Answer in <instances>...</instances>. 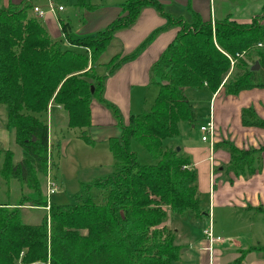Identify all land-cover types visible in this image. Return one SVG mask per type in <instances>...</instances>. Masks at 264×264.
<instances>
[{"label": "trees", "instance_id": "trees-1", "mask_svg": "<svg viewBox=\"0 0 264 264\" xmlns=\"http://www.w3.org/2000/svg\"><path fill=\"white\" fill-rule=\"evenodd\" d=\"M32 6L24 0L0 7V105L4 106L5 125L13 130L21 149L17 162L10 150L0 149V175L31 188L36 205L46 206L40 177L47 171L48 128L37 115L46 113L51 103L50 107L66 111L68 127L86 130L91 123L92 98L117 119L120 134L109 137L107 144L118 170L85 185L107 190L101 203L89 197L72 205L49 202L48 212L36 224L21 221L22 202L0 203V264L177 261L181 247L175 242V231L166 225L169 215L191 213L199 218L204 211L189 157L181 150L164 147L163 142L179 136L180 123L190 126L196 122V109L184 94L185 88H204L212 94L222 87L230 95L264 88V18L240 22L226 15L206 21L193 12L190 20H185L166 14L158 0H125L120 5L124 14L102 30L81 37L64 32L69 43L65 45L52 39L30 15ZM143 6L166 14L168 25L179 29L150 67V82L158 88L153 105L130 114L124 123L117 108L102 98L105 75L97 74L94 66L114 33L131 26ZM62 28L66 31L65 25ZM148 40L128 55H113L104 63L107 73L135 57ZM228 56L235 60L232 67ZM255 62L259 68L251 70ZM241 122L264 129V120L251 108L242 109ZM85 130L79 138L92 145ZM132 140L146 148L157 163L140 164L130 149ZM54 143L58 147L59 140ZM213 148L230 156L225 173L249 177L262 169L264 146L240 149L224 140L214 143Z\"/></svg>", "mask_w": 264, "mask_h": 264}, {"label": "crops", "instance_id": "crops-1", "mask_svg": "<svg viewBox=\"0 0 264 264\" xmlns=\"http://www.w3.org/2000/svg\"><path fill=\"white\" fill-rule=\"evenodd\" d=\"M22 1L24 0H3L2 3L7 6L9 3L19 4ZM27 1L32 3V0ZM158 1L162 5L163 11L173 18L181 17L190 20L192 13L195 12L202 20L206 21H213L226 15H230L240 22L247 21V19H236L227 8L219 11L216 0ZM32 5L37 4L32 3ZM88 5L78 3V12L81 15L78 27H72L69 22L61 18L64 8L53 13H46L42 20L48 35L55 40L62 39L65 45H69L64 32H68L69 35H76V37L91 35L105 28L116 17L124 14L121 4H116L118 6L113 4L114 6L111 5V7ZM30 13L33 15L31 10ZM166 14L164 16L154 7L143 6L131 26L119 29L114 33L104 52L108 48H112L114 49L112 56L115 54L128 55L149 38L144 47L135 57L122 62L112 73H107L104 63L100 60L94 66L97 74L105 75L101 93L102 98L113 104L118 112L124 115V123L127 122L128 116L132 114L131 108L137 101L135 100L136 97L149 91V86L152 84L149 78L151 65L175 38L179 29L176 25H168ZM64 25L66 31L62 28ZM209 98L210 112L208 120L190 126L185 123L179 125L180 134L178 137L184 138L181 139L179 150L189 157L190 165L195 170L197 190L204 215L199 218H195L191 213L169 215L166 225L168 227L172 225L170 229L176 233V244L181 247L179 259L171 264H264V259L249 257L254 254H261L264 250L246 251L250 246L257 247L261 245L250 244L244 239H239V234L222 241L225 244H221V241L210 244L203 235V230L209 226V218H212L210 210L212 205L224 210L232 220H237L239 213H250L254 217L247 216L246 218L249 219L246 223L252 219L257 221L259 215L257 216L256 213L264 214V151L261 153L262 169L260 172H256L249 177L234 176L232 173H225V167L230 160L228 152L223 149H214L213 146L210 147L208 141L201 140V134L198 130L200 124L208 122L211 118L215 127L214 143L228 140L240 149L264 146V129L255 126H244L241 122V112L245 108H251L259 118L264 120V88L254 87L242 90L236 95H230L226 94L224 89L220 87L216 92L210 94ZM49 112L53 116L61 115L62 108L53 105ZM90 121L87 130L92 137H95H93L94 141L101 140L107 143L109 137H117L120 134L117 119L112 111L96 98H92L90 101ZM4 126L3 129L0 128V141H3L1 147L4 150H10L4 143L8 141V138L14 132L13 130L9 131L6 125ZM52 138L53 141L58 139L55 132ZM62 141L65 143L68 139H62ZM169 144L175 145L173 142ZM60 145L61 142L59 141L58 148ZM10 151L12 152V150ZM235 207L238 212H234ZM183 217L188 218V223L184 228H180L178 218ZM204 217H207V222L206 220L202 222ZM239 219L244 218L241 216ZM198 223L207 227H203L201 232L197 227H194ZM253 223L256 222L251 221L248 225H253ZM242 226L240 221L236 222L239 231L243 229ZM254 241L264 243L263 240L256 238L252 242ZM243 250H245V254H242Z\"/></svg>", "mask_w": 264, "mask_h": 264}, {"label": "rangeland", "instance_id": "rangeland-1", "mask_svg": "<svg viewBox=\"0 0 264 264\" xmlns=\"http://www.w3.org/2000/svg\"><path fill=\"white\" fill-rule=\"evenodd\" d=\"M53 1L56 5H61L64 8V11L61 14V18L69 22L72 27H78L81 20V15L78 12L79 0ZM82 1V5L87 4V6H89L88 4H93L98 7H101L102 5V7H111V5L113 4L115 6H118L116 4H121L125 0ZM2 2L3 0H0V7L4 6ZM45 2L46 0H32L33 4H37L40 6L44 5ZM216 2L218 3V5L216 6H219V11L227 8L230 14H232L236 19H247V21H250L252 18H264V8L262 9V7L264 6V0H216ZM30 15L32 14L30 13ZM39 22L43 25L42 19H40ZM261 22L264 23V19H261ZM71 36L76 37V35ZM59 41L63 42L62 39H60ZM113 50L114 49L112 48H108V50L102 54L101 58H99V60L103 63L107 62L111 58ZM230 66L232 67L233 65H231L230 63ZM157 92V86L151 84L147 93L141 94L140 96L136 97L135 100L137 101L133 104L131 113L138 114L143 110H149L154 103ZM184 94L196 109L197 117L195 124L198 122H204L209 117L208 114L210 112V93L204 88L197 90L185 88ZM50 105L51 103L49 104L46 113L37 115L47 124V150L49 149L50 152L49 163L51 168V176L56 187L54 192L48 194V202L46 200V206L36 205L35 201L33 200V198L36 197V194L31 188L26 185H21L14 179L7 180L0 175V203L16 204L22 202V205L19 206L20 218L22 222L29 224H36L41 220V218L48 212L49 202L72 205L75 204L77 200H82L89 197L95 203H101L104 195H106L107 193V190H101L93 186L87 188L85 187V185L92 183L96 179H104L114 174L118 170V168H116L114 165V160L111 156V153L108 149V144L106 142L101 140L94 141V136L92 137L87 128L85 130V128L81 129L68 127L66 111L62 108L61 115L57 114L56 116H53V114L49 112V109L51 108ZM119 113L122 122H125V119L123 117L124 115H122L121 112ZM4 125L5 111L4 106L0 105V128L3 129L5 127ZM82 130H85L89 137L93 140L92 145L87 144L81 138H79ZM9 131H11V129H9ZM54 132L61 142L59 148L56 147L52 138ZM13 135L11 134L10 138H8V141L4 144H6L5 146H8V148L12 150V159L14 162H17L21 159V149L14 141ZM62 139H68V141L64 143ZM181 139L183 140L184 138H167L164 140L163 146L172 147L174 149L180 148V144L182 141ZM170 141L175 143V145L169 144L172 143ZM2 142L3 141H0V147L3 146ZM1 149L2 151H4L3 147H1ZM130 149L132 152H134L136 160L142 165H152L156 164L158 161L157 159L152 157V155L146 148H144L136 141H131ZM2 160L3 155L1 154L0 165L2 163ZM40 181L42 195L46 199L45 176H41ZM80 195L82 198L79 197ZM210 210L212 217L210 219L213 226V233L215 234V236H219L222 239L221 244H225L222 243V241L227 240L229 237L239 234V239H244L250 244L261 245L264 247V243L260 241L252 242L254 238L263 240L264 242V214L260 215V213H256L257 216L259 215L258 220L256 221L252 219L246 223V221L249 219L246 217L253 216L250 213H239L238 219L232 220L224 210H220L214 205L210 207ZM234 212H238L236 207L234 208ZM241 216L244 219H239ZM178 219L180 228H184L186 223H188V218L183 217ZM204 220H206L207 222V217H204L202 222H204ZM238 221H240V224L243 225V229L240 231L238 227H236V222ZM251 221H254L256 223H253V225H248V223H250ZM171 227L169 226L168 228L170 229ZM194 227H197L198 230L202 232L204 225L198 223ZM250 239L252 240V243L249 241ZM252 247L254 246H250L248 249L254 250L250 249ZM243 253L245 254V250L242 251V254ZM249 257L264 259V251L261 254H254Z\"/></svg>", "mask_w": 264, "mask_h": 264}, {"label": "built area", "instance_id": "built-area-1", "mask_svg": "<svg viewBox=\"0 0 264 264\" xmlns=\"http://www.w3.org/2000/svg\"><path fill=\"white\" fill-rule=\"evenodd\" d=\"M63 7L61 5H56L53 0H47L46 4L44 6H39V5H33L31 8V11L33 13V16L40 20L44 18L46 13H53L55 11H60L62 10ZM257 46H261L260 43L257 44ZM241 54H236V56H241ZM228 59L233 65L234 59H232L230 56H228ZM199 133L201 134V140L202 141H208L210 147H212L214 143V135H215V127L212 122V119L210 118L208 122L201 124L198 126ZM49 149H48V154H47V171L45 175V187H46V198L48 199V194L54 192L55 190V185L54 181L52 180L51 176V168H50V158H49ZM48 202V201H47ZM210 219V218H209ZM203 235L207 238L210 244L215 243V242H220L222 239L219 236H215L212 230L211 226V219L209 222V226L203 230Z\"/></svg>", "mask_w": 264, "mask_h": 264}, {"label": "water", "instance_id": "water-1", "mask_svg": "<svg viewBox=\"0 0 264 264\" xmlns=\"http://www.w3.org/2000/svg\"><path fill=\"white\" fill-rule=\"evenodd\" d=\"M259 68L258 62H255L254 65L251 67V70H257ZM91 91L93 90V86L90 87ZM176 150H179L177 148Z\"/></svg>", "mask_w": 264, "mask_h": 264}]
</instances>
